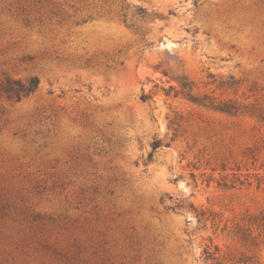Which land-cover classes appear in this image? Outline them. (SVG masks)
I'll return each instance as SVG.
<instances>
[{"label": "rangeland", "instance_id": "374dc122", "mask_svg": "<svg viewBox=\"0 0 264 264\" xmlns=\"http://www.w3.org/2000/svg\"><path fill=\"white\" fill-rule=\"evenodd\" d=\"M34 75L0 91V264H264V0H0V83Z\"/></svg>", "mask_w": 264, "mask_h": 264}, {"label": "trees", "instance_id": "16d2710c", "mask_svg": "<svg viewBox=\"0 0 264 264\" xmlns=\"http://www.w3.org/2000/svg\"><path fill=\"white\" fill-rule=\"evenodd\" d=\"M163 73L168 75L169 70L164 69ZM178 81L180 91L184 93L191 101L205 106L213 107L217 110L222 112L228 113L230 115H238L239 113L249 112L246 109L238 104L236 101L232 99L223 100L216 102L215 100L211 99L208 94H201L194 91V83L192 80L188 79L186 76H174L171 77ZM229 86H234L235 79L231 77V80L226 82ZM40 85V79L38 76L34 75L26 80L23 79H16L12 78L11 76H7L1 83H0V91L5 94L10 99H17L21 100L23 97L29 96L30 94L34 93ZM173 88V86H171ZM162 144L161 140L156 139L153 141V149L155 150ZM152 154H150V158ZM255 217L254 220H250L251 227L256 226V228L263 227L264 228V215H261L260 219ZM250 231V228L246 230H242L238 232L240 239L248 240L249 235L247 232ZM205 253L208 257L217 258L216 251H212L211 248L206 247Z\"/></svg>", "mask_w": 264, "mask_h": 264}]
</instances>
